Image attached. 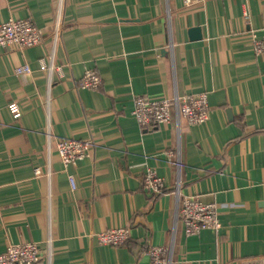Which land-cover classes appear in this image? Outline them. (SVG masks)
<instances>
[{
    "label": "crops",
    "instance_id": "0c3cea01",
    "mask_svg": "<svg viewBox=\"0 0 264 264\" xmlns=\"http://www.w3.org/2000/svg\"><path fill=\"white\" fill-rule=\"evenodd\" d=\"M10 16L32 18L43 38L24 50L0 46V252L34 240L43 264H154L149 245L173 244L174 264H260L264 54L252 35H264V0H0V22ZM42 59L63 73L42 71ZM24 63L32 71L17 73ZM88 68L100 71L99 88L78 85ZM205 91L208 118L182 120L180 133L175 119L145 129L134 117L135 95ZM65 136L94 142L66 167L56 143ZM178 143L180 190L216 205L219 231L186 235L176 221L168 152ZM147 167L165 179L163 193L144 188ZM124 225L125 244L99 242L103 229Z\"/></svg>",
    "mask_w": 264,
    "mask_h": 264
},
{
    "label": "built area",
    "instance_id": "2783aa9c",
    "mask_svg": "<svg viewBox=\"0 0 264 264\" xmlns=\"http://www.w3.org/2000/svg\"><path fill=\"white\" fill-rule=\"evenodd\" d=\"M186 4L202 0H183ZM59 23L56 25V32ZM57 34V33H56ZM252 49L256 55L264 54V35L253 34ZM42 30L30 17H14L0 22V46L7 49L14 48L19 50L27 49L42 41ZM42 71L56 70L59 73L61 66L55 65L54 61L48 63L42 59L40 61ZM17 73H28L32 71L29 63H24L16 67ZM52 74V73H51ZM102 84V75L95 68H88L78 81V85L85 88H99ZM133 114L137 123L142 128L149 129L155 124L169 123L175 119L176 131L180 133L182 120L187 123H203L209 116L210 103L207 92L187 93L180 95L174 93L170 97H150L143 94L134 96ZM12 118L18 120L22 116V108L16 99H11L7 104ZM57 152L60 160L66 166L76 164L79 159L90 154L94 142L88 138L59 137L57 138ZM168 155L174 157L177 166V181L174 192L177 196L176 221L184 227L186 235L198 234L205 229L219 231L221 221L219 210L214 203H204L197 195H183L180 190L181 168L183 161L181 157L180 143L176 145ZM35 174H41L40 167H35ZM144 188L152 194L163 193L166 187L165 179L159 175L155 169L147 167L144 172ZM71 187H77L76 177L72 172L68 175ZM129 225L121 227H108L98 233L101 244L121 246L131 238ZM147 253L154 264H174V245L156 244L149 245ZM44 253L37 241H21L8 244L4 251L0 252V264H43ZM260 264H264V254L260 258ZM223 264H257L248 258L238 260L235 263Z\"/></svg>",
    "mask_w": 264,
    "mask_h": 264
},
{
    "label": "water",
    "instance_id": "95a60500",
    "mask_svg": "<svg viewBox=\"0 0 264 264\" xmlns=\"http://www.w3.org/2000/svg\"><path fill=\"white\" fill-rule=\"evenodd\" d=\"M191 30L193 31V33H195L197 35L195 37H200L201 36V32H199V28H192Z\"/></svg>",
    "mask_w": 264,
    "mask_h": 264
}]
</instances>
